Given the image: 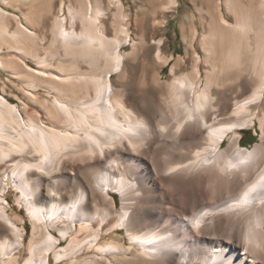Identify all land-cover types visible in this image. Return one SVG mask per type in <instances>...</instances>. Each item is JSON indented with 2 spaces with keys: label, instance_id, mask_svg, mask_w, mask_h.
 Wrapping results in <instances>:
<instances>
[{
  "label": "bare ground",
  "instance_id": "1",
  "mask_svg": "<svg viewBox=\"0 0 264 264\" xmlns=\"http://www.w3.org/2000/svg\"><path fill=\"white\" fill-rule=\"evenodd\" d=\"M58 1H0V264H264V0H200L151 61L123 0Z\"/></svg>",
  "mask_w": 264,
  "mask_h": 264
},
{
  "label": "rangeland",
  "instance_id": "2",
  "mask_svg": "<svg viewBox=\"0 0 264 264\" xmlns=\"http://www.w3.org/2000/svg\"><path fill=\"white\" fill-rule=\"evenodd\" d=\"M60 1H58L57 3L59 4ZM103 1H104V3L106 5H108L107 4L108 0H103ZM123 2H124V5H125V8L129 12L130 17H131V22H132L131 30L133 31V33L136 32V33L133 34L134 37L136 35L140 36V35L144 34V32H145L146 34L144 36H145V38H146V40L148 42L147 44L148 45L151 44L148 48H146L144 50V52H146V53L143 52V57H144V60L146 58V61L147 60L151 61L153 59V56H155L156 50H155L154 43H155V41H157L161 37L166 38L165 39V43H164L165 46L163 45V49H164V51L167 54H171L172 53V54H175L176 56L178 54H185L186 44H185V40H184L183 35H182L183 34V31H182V29H183L182 25L183 24L182 23H184V21H185L186 24H188V21L185 19L187 16H191L192 14L193 15L195 14V17H194L195 19L192 21L193 25L191 24L193 26V31H196L198 33V35H199L204 30L203 29L204 28V24H203L202 19H201V12H200V10L198 8L199 7L198 5H200V2H201L200 0H179L178 7H176L174 9V11L167 12L165 16H161V10L160 11L158 10L160 8V6L158 4H156V6H155V2H152L151 0H148V1L147 0H123ZM58 4H57V6H58ZM156 7H157V10L159 12L156 11ZM146 8L148 9L147 11L145 10ZM142 16H145V17L143 18ZM159 17H161L162 21L163 20L165 21L166 25L161 27V25H160L161 23L160 22H162V21L161 20H160V22L158 21ZM141 18H142V21H141ZM147 18H148V20H147ZM137 19H138L139 23L142 22V26L139 23H138L139 25L137 23H135ZM110 20L111 19H109V18L106 19V21L108 23L110 22ZM49 23H50L49 21H48V24H47V22L46 23L44 22L43 25H40L37 28V31H38V33L41 36L47 34L45 37L48 38V36H49L48 33L50 34V25H49ZM158 23H160V24H158ZM134 24H136V26ZM140 26L142 27V29H141ZM157 29H159V30H157ZM141 32H143V33H141ZM189 32H190V30L188 29L187 33H189ZM189 34H190L189 39H191L192 32H190ZM137 36H136V38H137ZM47 38H45V40L43 41L44 44L47 43V41H46V40H48ZM136 38H135V40H136ZM198 38L199 37H197L196 40L193 41V44H194L195 48L198 49V51L200 52L201 56L203 57V53L199 50V48L196 47ZM131 43L132 42H127L126 43L127 45H125L123 47V50L126 51V53L128 51L132 50V44ZM150 54H152V55L150 56ZM1 55L9 56V51L8 50L3 51ZM146 56L148 57V59H147ZM141 59L138 60V62H133V63L131 62L129 64V66L131 67V68L129 67V74H130L131 79L133 78L132 80L133 81L135 80V83H137L139 81V79L141 78L142 74L144 73V69L145 70L148 69V67H147L148 62H146L145 64H142L143 63V59L142 60ZM27 61H28L27 63H29L31 66L36 67V64L33 61H31V60H27ZM187 61H188L187 63H188V66H189L190 63H191L190 59L187 58ZM149 71L152 72V67L151 66H149ZM169 71H170V67L166 66L164 68V71H163L164 75H166ZM8 77H11L9 72L3 71V70L0 69V81H2V82L5 81L7 83L8 91H10L12 89L13 92L18 93V94L21 95V93L19 91H17L14 88H11V86L9 85L8 80H7ZM2 82H0V90H1V83ZM246 95H247V93L244 94L242 96V98L244 96H246ZM10 99L13 100V101H17L13 97H11ZM258 124L259 123L257 122V124L255 126L252 125L249 128H245V129L241 130L243 132V134L246 135L245 138H244V140H246V142H252V135H256V137L258 139L259 133H261V130L259 129V125ZM250 146H252V144H249V145H247L245 147H250ZM15 193L16 192L12 188V190L10 191V194L7 197L8 201H10L11 204H12V209L10 208V212L12 210H15V212H17L20 216L25 217V224L27 225L28 229H31V227H32L31 219H30V217L26 216V214H27L26 208L25 207H21L20 211L18 210V206L16 205ZM117 199H118L117 200L118 203L120 204L121 203V199H119V198H117ZM26 251H28V250H26ZM26 251H25V254H24V260L21 261L20 264H23L25 259L29 256L28 252H26ZM52 257H53V254H51V258ZM51 264H57V263L51 262Z\"/></svg>",
  "mask_w": 264,
  "mask_h": 264
},
{
  "label": "trees",
  "instance_id": "3",
  "mask_svg": "<svg viewBox=\"0 0 264 264\" xmlns=\"http://www.w3.org/2000/svg\"><path fill=\"white\" fill-rule=\"evenodd\" d=\"M257 141V137H256V135H252V142H246V140H244L243 142H242V144L244 145V146H247V145H249V144H253V143H255Z\"/></svg>",
  "mask_w": 264,
  "mask_h": 264
},
{
  "label": "crops",
  "instance_id": "4",
  "mask_svg": "<svg viewBox=\"0 0 264 264\" xmlns=\"http://www.w3.org/2000/svg\"><path fill=\"white\" fill-rule=\"evenodd\" d=\"M0 1H1V0H0ZM0 4H1L6 10H8V11H9V10H10V11H14V10H12V8H9V7L5 6V5H3V3L0 2Z\"/></svg>",
  "mask_w": 264,
  "mask_h": 264
},
{
  "label": "snow or ice",
  "instance_id": "5",
  "mask_svg": "<svg viewBox=\"0 0 264 264\" xmlns=\"http://www.w3.org/2000/svg\"><path fill=\"white\" fill-rule=\"evenodd\" d=\"M225 264H230V262H225Z\"/></svg>",
  "mask_w": 264,
  "mask_h": 264
}]
</instances>
